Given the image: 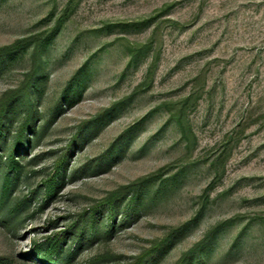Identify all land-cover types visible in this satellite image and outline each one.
<instances>
[{
  "label": "rangeland",
  "instance_id": "1",
  "mask_svg": "<svg viewBox=\"0 0 264 264\" xmlns=\"http://www.w3.org/2000/svg\"><path fill=\"white\" fill-rule=\"evenodd\" d=\"M37 39L38 134L12 195L30 200L17 219L0 212V264H47L36 245L65 233L66 264H138L163 244L154 264H178L202 243L190 264H264V0H0V48L25 42L1 61L0 103L24 85ZM114 196L113 234L101 213L78 249L71 226Z\"/></svg>",
  "mask_w": 264,
  "mask_h": 264
},
{
  "label": "trees",
  "instance_id": "2",
  "mask_svg": "<svg viewBox=\"0 0 264 264\" xmlns=\"http://www.w3.org/2000/svg\"><path fill=\"white\" fill-rule=\"evenodd\" d=\"M44 40L37 39L35 52L33 55L34 65L32 70L27 75V79L24 85L16 91L15 94L11 95L5 101L0 103V212L7 209V214H12L11 217L17 219L20 215V207L26 205V201L23 200L22 203H15L12 199V195L15 192L16 187L20 183V177L25 171V166L23 165V159L20 157L21 149L24 148L25 144H30L31 140L28 137L30 132L37 133L36 128V117L38 115V110L36 109V103H38V98L41 96L43 81L40 79L43 77V58L42 51L44 47ZM25 47V42H18L12 46L0 48V65L6 60L10 55L16 53L18 50ZM2 61V62H1ZM84 77V76H83ZM83 78L78 77V84L76 90H80L81 81ZM78 92L73 94V100H69V105L76 101V96ZM16 101H19L21 108L17 112V109H13V105ZM23 107V109H22ZM62 109L61 104L55 106L51 112V116L56 117L58 111ZM22 110L24 112V118L20 126L17 128L16 133L13 134V141L10 143V135L12 134V127L14 122L13 115L17 112L20 114ZM26 150L23 149V151ZM19 153V156L16 154ZM68 164V156L64 158L61 163L56 167V173L48 178L44 185L45 190V205L52 201L58 194V191L65 183V175ZM141 185L137 184L134 188V194L128 203V211L126 217L132 218V209L139 210V198L141 196ZM119 196V195H118ZM118 196H114L103 206V210L98 208L93 209L90 213H85L75 224L71 226L70 232L73 234H78L77 244L78 249L84 243L86 236L91 235L89 239H95L100 235V221L98 220L101 213H106L108 221L102 226L104 227V232L107 235H112L114 232V220L118 214V202L122 199ZM12 208V209H11ZM11 209V211H10ZM112 220V223L109 221ZM102 229V228H101ZM68 238V233H65L63 237L55 236L53 238H48L45 242L36 245L35 255L44 258L47 264H66L71 258L74 257L72 254H67L65 250L66 240ZM169 242V239L166 240ZM165 245V244H163ZM162 245V246H163ZM162 246L154 250L151 254L152 256L144 259L143 262L138 264H154V257L159 253ZM203 247L202 244L196 245L190 252H188L180 260L178 264H190L192 257L195 254L201 252ZM70 262V261H69Z\"/></svg>",
  "mask_w": 264,
  "mask_h": 264
}]
</instances>
